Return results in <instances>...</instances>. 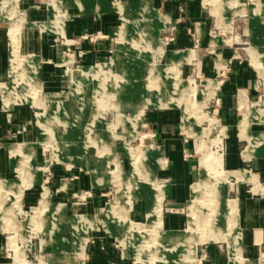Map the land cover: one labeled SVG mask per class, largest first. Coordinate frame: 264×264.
I'll list each match as a JSON object with an SVG mask.
<instances>
[{
	"label": "rangeland",
	"instance_id": "1",
	"mask_svg": "<svg viewBox=\"0 0 264 264\" xmlns=\"http://www.w3.org/2000/svg\"><path fill=\"white\" fill-rule=\"evenodd\" d=\"M145 1L148 11L144 12L131 0H26L25 6L19 0H0L1 43L6 53L0 102L5 110L14 105L29 108L35 132L32 143H17L10 150L13 169L8 176H0V264H56L50 260L52 252L81 257L92 246L101 253L111 246L129 264H264V192H256L260 187L253 190L252 184L251 191L257 193L252 194L250 185H245L246 192L237 196V170H225L222 165L228 134L221 131L217 117V96L213 94L217 84L205 81L197 58L171 52L167 60L169 23L161 26L160 20L165 19H159L150 0ZM193 1L192 5L202 7L221 25L230 26L238 8V0ZM86 3L94 5L96 16L114 11H110L114 24L121 23L111 30L114 48L110 59L108 51L94 61H78L63 42V21L71 16L67 12H78L72 5L87 12ZM177 6L178 12L185 11L184 3ZM234 18L231 27L214 26L213 33H238L231 45L254 70L255 107H259L264 104V74L260 73L264 71V46L258 51L250 45L246 16ZM106 39L110 49L113 38L108 35ZM43 44L61 45L57 49L69 58L53 66L66 71L62 72L60 97L45 94L39 80L43 59L38 45ZM105 65V74H77ZM163 85L169 90L166 101L159 100ZM159 102L163 106L156 107ZM155 108L176 112L177 130L186 135L190 148L186 154L195 160V175L177 201L165 200L166 191L158 190V184L166 180L156 171L164 165L148 154L154 145L143 113ZM242 112L244 121L247 110L242 108ZM249 135L246 147L253 144L250 156L264 146V133ZM95 165L98 171L91 168ZM105 168L110 182L102 183L100 177L97 183V173ZM257 171L251 168L252 173ZM68 173L80 182L77 191L71 196L59 195L66 192L56 193L53 180L68 178ZM36 182L49 188H42L37 202L40 186L31 187ZM196 188L201 193H195ZM29 190L32 200L26 201L23 194ZM98 192L102 195L93 200ZM210 246L219 251L216 263L207 258L205 249Z\"/></svg>",
	"mask_w": 264,
	"mask_h": 264
},
{
	"label": "crops",
	"instance_id": "2",
	"mask_svg": "<svg viewBox=\"0 0 264 264\" xmlns=\"http://www.w3.org/2000/svg\"><path fill=\"white\" fill-rule=\"evenodd\" d=\"M19 1L20 6H25L26 0ZM107 1L124 2L126 0ZM261 1L264 0H251L248 2L238 0V8L233 11L230 26H228L225 24H217V19H213L212 21L211 18L207 16V13H204L202 7L192 5L194 3L193 0H150L151 5L153 6L154 4L156 6V8L155 6H153V8L157 14L160 15L159 19H161V17L165 19L164 21L160 20V25L168 26L167 23H169L168 28L166 27V33L170 35V43H168L167 47L171 49L165 50L166 58L171 52H175L174 55L176 56L186 55L188 59L197 58L205 81H213L217 84L213 93L217 96L215 101L217 105V117L221 125V131L223 132L224 129V132L226 131L228 134V136L224 138L225 150L223 153L222 165L225 167V170H237V173L243 172L251 179L250 181L238 182L236 177L233 176L235 178L236 194L240 197L246 192L244 190L245 185H250L249 189L252 194L264 192V146L257 151L255 150L256 154L251 153L252 155L249 156L248 152L253 144H248L246 147V141L238 138L237 129V125L239 122V125L242 123L241 119L244 115L242 108H245L247 110V117L245 120L247 121L248 132L264 133V104L255 107L257 95L254 84L256 75L252 67L249 66V62L244 54L240 53L231 45L233 40L237 39L238 35L236 34L238 33H232L231 36H227L220 34V32L218 34L213 33V29L214 26L229 28L235 16H238V18L246 16V31L248 32L250 45L254 44L257 49H260L258 51H261L264 46V2ZM179 3L185 4L184 12L177 11V4ZM72 6H76L78 12H67L71 16L65 18L63 21V42L71 47L78 61H94L104 57L108 51V58L110 59L111 52L114 48V37L111 35V30L117 28L121 23L114 24L115 20L110 13L111 10L100 12L97 16L93 14L94 5L92 3L85 4L88 10L87 12H81L77 5ZM226 12L227 10L225 8L223 14H226ZM1 25L2 23L0 22V27ZM97 32H101L102 36H97L95 39L87 38L88 35H94V33ZM108 35L113 38V46L110 49L109 41L106 39ZM2 38V31L0 28V82L4 80L6 74V53L1 43ZM58 46L60 47L61 45L57 44L55 47H51L43 44L40 48L38 45V52L43 59L38 76L40 82L42 79V87L43 90H45V94L54 93L56 96L60 97L61 94H59L58 91L61 90L60 81H62V72L65 73L66 71L61 68L54 69L53 66H55V63L59 65V63H63L69 58L65 54H61L62 52L57 49ZM245 48L244 46V51L248 50V48ZM188 59H181L179 61H186ZM167 60L169 61L168 58ZM262 62L264 64V59ZM96 63L98 62H94L93 64ZM219 65H221V67H218ZM53 69L54 72L51 73L50 70ZM260 73L264 74V71H260ZM260 73L258 72L259 75H261ZM24 105L31 106L29 104ZM14 106L10 110H5L4 102L3 104L0 102V176L3 177L13 169L9 157L10 150H12L17 143H32V139L35 137V132L32 127L31 110L26 107ZM143 120L145 122L144 125H147L149 130L152 131V144L154 147L157 146L160 149V157L162 158L161 160H157L156 157H152H154L156 161H159L161 165H164L163 167H158L159 169L156 171V174L164 178L166 183L163 185L158 184L157 188L158 190L166 191L165 200L177 201L184 197L186 187L188 186L187 184L194 177L196 172L195 160L191 155L186 154V152L190 150L186 143V135H181L177 130L176 112L169 108L146 110L143 113ZM248 132L247 134L250 136ZM17 140H21V142H17ZM245 147L246 149L244 150ZM243 150L244 152L242 153ZM34 151L36 159L39 160L40 153L37 152L35 147ZM244 167H249V169L247 170ZM91 168L95 169L96 165ZM251 168H256L258 171L252 173ZM98 170L97 168L95 169V171ZM107 171L109 170L105 168L101 170V173H97V183L100 177L102 178V183L110 182V179L106 178L108 174ZM70 175L71 174L68 173L66 174L68 178H55L53 180L56 193L66 192L63 194L60 193L59 195L71 196L73 195L70 194L71 192L74 193L77 191L76 188L80 182L78 183V181L74 179L75 176ZM41 179L42 172L39 176L40 181ZM38 184L40 186V192L36 202L41 196L42 188L44 186L48 188L46 184L41 182H36L31 187H35ZM192 184L193 183L189 185L188 195H190V186ZM252 184L254 185L253 190L260 187L259 191L252 192ZM32 192V190H29V192L25 191L23 199L26 201L32 200ZM100 195H102V193H96L93 200L97 199ZM250 199L258 198L250 197ZM145 202L146 216L148 202L147 200ZM248 202H250V200H248ZM56 205L61 204L57 203ZM175 220V217L171 219L172 225L175 224ZM106 249L107 253H101L96 246H92L86 251L84 250L81 257L78 255L65 256L62 252H52L50 260L56 264H129L128 261H124L121 256H117L116 250L111 249V246H107ZM205 251L208 253V260L216 263L219 257L217 247L210 246L209 248L207 247Z\"/></svg>",
	"mask_w": 264,
	"mask_h": 264
},
{
	"label": "bare ground",
	"instance_id": "3",
	"mask_svg": "<svg viewBox=\"0 0 264 264\" xmlns=\"http://www.w3.org/2000/svg\"><path fill=\"white\" fill-rule=\"evenodd\" d=\"M102 1V0H101ZM60 2V1H59ZM131 3H133V6L138 10V11H148V8L146 7V1L145 0H131ZM149 4V3H148ZM118 7V6H117ZM126 17V16H125ZM119 34V33H118ZM121 35V33L119 34V36ZM119 51V50H117ZM117 51H114L115 53ZM117 54V53H116ZM118 57L116 56L115 59H117ZM113 59V58H112ZM111 59V62L113 63V60ZM105 68L107 70V66H98L97 70L96 71H86L84 73V71H79L77 72L78 76H83V75H100V74H105ZM84 78V77H83ZM160 81V80H159ZM173 82V81H172ZM177 83V82H176ZM171 85V84H170ZM172 87V86H171ZM162 91V92H161ZM161 93L162 95L159 97V100L162 101V100H165L169 97V90H168V87L166 85H163L161 87ZM177 92V91H176ZM172 93V92H171ZM173 94V93H172ZM168 95V96H167ZM146 100V99H145ZM158 101V100H157ZM166 101V100H165ZM169 103V102H168ZM151 104V102H150ZM150 104H147V105H150ZM154 105V104H153ZM155 106L156 107H160V106H163V104L161 102H159L158 104L155 103ZM166 107V106H165ZM186 119V118H185ZM38 123V122H37ZM246 127H247V121L244 120L242 121V123L239 125L238 127V138L241 139V140H245V141H248L249 139V136L246 132ZM223 133H224V129H223ZM79 141V140H78ZM84 141V140H83ZM81 148V147H80ZM148 154H149V157L151 156H154L156 157L157 159L160 158V149L158 147H152L149 149L148 151ZM63 159V161H70L71 158H66V157H56V159ZM238 175V181H241V182H244V181H250V177L249 176H246L243 172H239L237 173ZM197 192V194L201 193L200 192V188H196L195 189V193ZM262 207L259 206V208L257 210L261 211ZM124 251L126 252V248L124 249ZM126 254V253H125Z\"/></svg>",
	"mask_w": 264,
	"mask_h": 264
},
{
	"label": "built area",
	"instance_id": "4",
	"mask_svg": "<svg viewBox=\"0 0 264 264\" xmlns=\"http://www.w3.org/2000/svg\"><path fill=\"white\" fill-rule=\"evenodd\" d=\"M97 36H99L97 33H95L94 35H89V39H95Z\"/></svg>",
	"mask_w": 264,
	"mask_h": 264
}]
</instances>
